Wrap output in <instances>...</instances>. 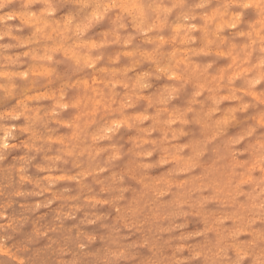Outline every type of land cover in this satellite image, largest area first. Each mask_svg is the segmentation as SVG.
<instances>
[{
	"label": "clouds",
	"instance_id": "obj_1",
	"mask_svg": "<svg viewBox=\"0 0 264 264\" xmlns=\"http://www.w3.org/2000/svg\"><path fill=\"white\" fill-rule=\"evenodd\" d=\"M0 264H264V0H0Z\"/></svg>",
	"mask_w": 264,
	"mask_h": 264
}]
</instances>
